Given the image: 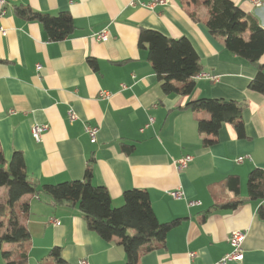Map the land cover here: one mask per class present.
Wrapping results in <instances>:
<instances>
[{
	"label": "crops",
	"instance_id": "0c3cea01",
	"mask_svg": "<svg viewBox=\"0 0 264 264\" xmlns=\"http://www.w3.org/2000/svg\"><path fill=\"white\" fill-rule=\"evenodd\" d=\"M231 1L264 28V4ZM150 3L5 0L0 4V26L6 29L0 34L2 154L8 161L14 151L21 152L27 175L51 184L81 179L92 160V183L108 190L112 206L122 205L124 191L145 189L160 222L181 218L167 232L164 245L140 255L137 264H218L231 250L228 237L234 230L245 234L243 259L225 264H264V221L257 215L262 200H247L234 209L216 207L247 195L251 169L264 171V94L248 88L256 69L226 49L220 36L208 32L206 0ZM16 5L51 15L68 12L74 28L64 39L51 40L41 23L17 15ZM142 28L186 38L198 55L200 72L215 79L194 76L191 94L165 95L147 49L138 45ZM101 30L108 33L104 41L95 38ZM243 37L249 39V31ZM90 60H95V68ZM259 62L264 63V54ZM101 90L110 95L101 97ZM200 97L242 101L245 136L237 137L233 125L224 123L216 143L204 145L203 139L210 135H200L196 121L209 113L185 107ZM69 109L76 113L75 120H69ZM149 117L153 122L145 126ZM34 123L48 126L40 142L31 137ZM87 126L98 129L94 142ZM185 154L192 160L185 168H176L174 160ZM238 156L245 157L237 162ZM228 175L238 177V195L220 186ZM178 188L182 197L174 198L170 192ZM5 195L1 187L0 201ZM20 201L29 207L25 217L17 213L29 239L23 245L0 243V264L19 260L22 254V264H79L81 259L87 264H125L122 246L88 229L76 208L56 205L45 195L26 194ZM188 201L199 204L189 206ZM53 247L59 248L61 262L47 256ZM3 251L9 252L8 259Z\"/></svg>",
	"mask_w": 264,
	"mask_h": 264
},
{
	"label": "trees",
	"instance_id": "16d2710c",
	"mask_svg": "<svg viewBox=\"0 0 264 264\" xmlns=\"http://www.w3.org/2000/svg\"><path fill=\"white\" fill-rule=\"evenodd\" d=\"M206 5L205 25L208 32L220 36L226 49L255 67L256 72L249 81L248 88L264 94V63L259 62L264 54V28L231 0H206ZM14 11L22 18L41 23L51 40L64 39L74 28L68 12L51 15L21 5H16ZM246 31L250 33L249 39L243 37ZM138 45L147 49V59L165 95H189L193 92V77L200 72L201 65L196 51L186 38H171L157 30L142 28ZM89 63L93 68L96 67L95 60H90ZM185 107L209 113V117H200L196 121L197 132L200 135H210L203 139L204 145L216 143L218 131L224 123L233 125L237 137L245 136L242 101L200 97L188 101ZM121 146L126 148L124 143ZM127 147L129 151L133 149L132 144ZM91 179L92 160H89L81 179L55 184L39 183L27 175L21 152L14 151L6 161L0 149V188L6 189L4 201H0V243L23 245L29 239L27 226L19 221V216L25 217L29 213L28 203L20 201L26 194L33 197L45 195L56 205L76 208L88 229L104 240L115 239L122 246L125 264H137L140 255L163 246L167 232L180 222L181 218L160 222L145 189L131 188L124 191L122 205L114 207L108 190L104 186L94 185ZM220 186L233 190L238 195L239 180L236 175H228ZM246 188V196L220 202L216 207L234 209L244 201L261 199L257 215L264 221L262 169L255 167L248 172ZM16 207L18 212L15 211ZM2 255L5 259L9 258L7 251H3ZM47 256L61 262L58 247L51 248ZM23 262L24 254L19 260L7 261L6 264Z\"/></svg>",
	"mask_w": 264,
	"mask_h": 264
},
{
	"label": "built area",
	"instance_id": "2783aa9c",
	"mask_svg": "<svg viewBox=\"0 0 264 264\" xmlns=\"http://www.w3.org/2000/svg\"><path fill=\"white\" fill-rule=\"evenodd\" d=\"M248 1L254 7H259L262 4H264V0H248ZM4 2H5V0H0V4H3ZM168 3H169V0H151L150 5H154V4L165 5ZM5 32H6V29L4 27L0 26V34H3ZM107 37H108V33L106 30H101L100 32H97L95 34V38L97 40H100V41L106 40ZM36 69L39 70L40 66L37 65ZM195 78H205V79H209V80H214L215 76H212L206 72H198L195 75ZM99 95L101 97H107L110 95V92L101 90L99 92ZM67 114H68L69 120H71V121L75 120L77 118L76 113L73 112L72 109H69ZM152 122H153V118L149 117L148 123L145 126L149 125ZM47 128H48V126L45 123H34L30 129L32 139L36 142H40L42 139V136H43L44 132L47 130ZM85 131L88 134L90 140L92 142H94L96 139V133L98 131L97 127L96 126H87V127H85ZM244 157L245 156H238L236 158V161L241 162ZM191 160H192V155L185 154V155L177 158L176 160H174V164H175L176 168L182 169V168H185ZM170 194L174 198H181L182 197V191L180 188L171 191ZM196 204H199V202L198 201H188L189 206L196 205ZM52 223L57 225V224H59V221L56 219L55 220L53 219ZM244 238H245L244 232H242L240 230L232 231L228 237V242L231 246V250L229 252L225 253L219 259L218 264H225L228 261H234L236 263L240 262L243 259L242 243L244 241ZM190 256H193V253H190ZM79 264H87V261L85 259H81L79 261Z\"/></svg>",
	"mask_w": 264,
	"mask_h": 264
},
{
	"label": "rangeland",
	"instance_id": "374dc122",
	"mask_svg": "<svg viewBox=\"0 0 264 264\" xmlns=\"http://www.w3.org/2000/svg\"><path fill=\"white\" fill-rule=\"evenodd\" d=\"M2 190L4 191V194H5V189L2 187ZM0 199H1V197H0Z\"/></svg>",
	"mask_w": 264,
	"mask_h": 264
}]
</instances>
